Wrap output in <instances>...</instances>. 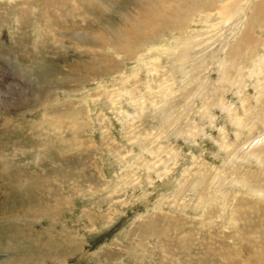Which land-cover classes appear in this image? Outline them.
Wrapping results in <instances>:
<instances>
[{"label":"rangeland","instance_id":"374dc122","mask_svg":"<svg viewBox=\"0 0 264 264\" xmlns=\"http://www.w3.org/2000/svg\"><path fill=\"white\" fill-rule=\"evenodd\" d=\"M22 1L0 0V77L9 79L0 87V103L7 97L31 101L26 110H0V264H41L46 255L40 244L22 239L14 229L21 226L28 239L34 232L33 240L45 230L53 232L47 217L32 219L23 213L27 207L22 201L28 197L21 189L38 197L35 186L42 189L43 180L55 193L62 186L65 196L70 195L56 224L61 233L65 223L63 238L53 234L51 240L41 239L54 243L51 254L65 260L45 256L52 261L47 264H114L107 257L118 252L124 264H264L251 257L264 254V11H258L263 0H179L190 11L189 16L181 14L184 24L190 20L187 26L165 30L127 55L118 51L119 58L114 50L111 54L107 39L119 28L121 13L133 14L141 4L152 9L155 0H92L101 15L94 9L90 15L76 10L74 0H64L62 9L55 6L60 0H25L36 15L19 24L12 12ZM46 23L59 36L45 33L41 26ZM81 37L104 50L78 48L73 39ZM94 54L100 60L95 71L105 55L116 62L113 73L101 80L95 75L89 82L81 79L83 84L72 81L69 64L87 62ZM74 74L81 78L79 71ZM99 85L105 90L101 96ZM35 96L42 100L36 102ZM65 102L74 105L72 112L83 103L88 111L77 116L76 110L73 120H54L59 132L50 118L40 124L53 104L62 110ZM157 148L163 151L154 155ZM51 161L61 172H55ZM65 168L75 169L68 182ZM104 178V188L89 185ZM207 179L211 183L202 187ZM46 187L44 204L51 201ZM199 200L207 204L193 207ZM152 213L180 215V232L165 239L133 236L129 242L126 233L133 223L146 222ZM156 223L162 228L166 220ZM74 232L83 248L67 256L66 240ZM162 242L165 251L158 247ZM144 247L148 254L141 255ZM234 249L243 255H233Z\"/></svg>","mask_w":264,"mask_h":264},{"label":"bare ground","instance_id":"6f19581e","mask_svg":"<svg viewBox=\"0 0 264 264\" xmlns=\"http://www.w3.org/2000/svg\"><path fill=\"white\" fill-rule=\"evenodd\" d=\"M13 1V0H12ZM44 1V0H43ZM49 1V0H48ZM47 1V2H48ZM63 1L64 0H60V1H57L56 3H55V1H54V3H55V6H60L61 7V9L63 8V7H65L62 3H63ZM66 1V0H65ZM77 0H74V2H75V7L77 8L76 10H81V11H84L86 14H88V15H90V11L92 10V9H94V12L96 11V12H99L100 13V15L102 14V9L101 8H99V11H98V8L97 9H95L94 7H95V5L93 6L92 4H91V2H92V0H84V4L82 5V4H80V3H77L76 2ZM137 1V0H136ZM140 1V0H139ZM145 1V0H144ZM147 1H149V0H147ZM151 1V0H150ZM208 1H211V0H208ZM138 2V1H137ZM171 2H173L172 4H170ZM179 2V0H155V2H151V4L153 5V6H155V7H153L152 9H146V7H143L144 5H140L139 7H137L136 8V12L135 13H133V14H130V13H127V12H122L121 13V17L119 18V22L117 23L118 24V26H119V28H117L116 30L117 31H115L114 33H112L111 35H108V39H107V37H106V39H107V41H109V44L112 46V48H111V54H113L112 53V51L115 53V55H116V57H118L119 58V54H117V53H119V52H123L122 54H128V53H130L131 51H133L134 49H136L137 48V46L139 47V45H142L144 42H147V41H151V40H153V39H155V38H157V37H161V36H163V32H165V30L167 31H172V30H180V29H182L181 28V25L183 26V24H184V22H185V19L186 18H184L183 19V16H181V14L183 15V13H186L188 16H189V14H190V11L185 7L184 8V5L183 4H181V3H178ZM263 3H264V0L262 1ZM27 3V1H25V0H23L20 4H14L13 5V8L15 9L14 10V12H12V11H10V12H12L13 13V15H15V18H13V19H16L17 21H18V23H19V21H21V22H28V20L29 21H31L29 18H30V15L31 14H35L36 15V13H34V12H31L30 11V8L29 7H27L25 4ZM59 3H61V4H59ZM146 3H148V2H146ZM145 3V5H147ZM183 3H185V2H183ZM206 3V2H205ZM212 3H214V2H212ZM12 4V3H11ZM41 4H43V2H41ZM50 4V6H51V3H49ZM48 4V5H49ZM59 4V5H58ZM91 4V6L90 7H87L88 5H90ZM19 5V6H18ZM54 5V4H53ZM73 5V4H72ZM206 5H208V3L206 4ZM211 5V4H210ZM11 7V6H10ZM152 7V6H151ZM48 8V7H47ZM70 8V7H69ZM139 8V9H138ZM33 9V8H32ZM161 9H165V11L164 12H162L161 11ZM259 10V12L260 11H264V4L262 5V7H261V9H260V7L258 8ZM68 10V9H67ZM66 10V11H67ZM74 10V9H73ZM75 10V11H76ZM32 11H34V10H32ZM74 11V12H75ZM9 12V13H10ZM70 12V11H69ZM68 12V13H69ZM71 12H73V11H71ZM70 12V13H71ZM77 12V11H76ZM200 12H202V10H200ZM12 15V16H13ZM34 15V17H36ZM65 15V14H64ZM67 15V14H66ZM49 16V15H48ZM59 16V15H58ZM14 17V16H13ZM90 17V16H89ZM165 19H164V18ZM4 18V17H3ZM38 18V17H37ZM43 18H45V17H43ZM97 18V17H96ZM100 18V17H99ZM190 18V17H189ZM32 19V18H31ZM191 19V18H190ZM1 20H3V19H1ZM15 20V21H16ZM51 20H54V19H51ZM180 20V21H179ZM54 21H58V20H54ZM105 21V20H104ZM3 22V21H2ZM117 22V21H116ZM188 22H190V20L187 18V21H186V23L184 24V26H187L188 25ZM30 23V22H29ZM32 23V22H31ZM106 23V22H105ZM111 23H113V22H111ZM17 24V23H16ZM20 24V23H19ZM39 24V23H38ZM40 24H42V23H40ZM47 24V23H46ZM109 24V23H108ZM116 24V25H117ZM23 25V24H22ZM26 25V24H25ZM109 25H111V24H109ZM20 26V25H19ZM105 26H106V24H105ZM148 26H150V29H148V31H145V27H148ZM41 27H43V29L45 30V33L46 32H48L47 34H49V33H52V35L53 36H57L59 33L56 31V30H54L53 28H51L50 26H49V24H47L46 25V27L45 26H41ZM40 27V28H41ZM104 27V26H103ZM110 27V26H109ZM107 28V27H106ZM111 28V27H110ZM103 29V28H102ZM147 29V28H146ZM161 29H163V30H161ZM108 30V29H107ZM113 30H115V29H113ZM112 30V31H113ZM160 30V31H159ZM38 31V30H37ZM59 31V30H58ZM162 33V34H159V33ZM12 33V32H11ZM37 33V32H36ZM61 33V32H60ZM104 34V33H103ZM109 34V33H108ZM59 36V35H58ZM87 36V35H86ZM66 37V36H65ZM105 37V36H104ZM57 38V37H56ZM68 38V37H67ZM88 38V37H87ZM87 38H74L73 39V44L75 45V46H77L78 48L79 47H86L87 48V50L89 51V50H92V52H95L96 51V49H101V50H104V48H103V46H100L99 44H96V42L95 43H93L92 41H90V39H87ZM70 39V41H71V38H69ZM101 39V38H100ZM106 39H103V41L104 40H106ZM99 40V39H98ZM100 41V40H99ZM102 41V42H103ZM102 42H101V44H102ZM66 43V42H65ZM104 43V42H103ZM145 44V43H144ZM104 45V44H103ZM106 46V45H105ZM107 47V46H106ZM144 47V46H143ZM148 47V46H147ZM147 47H145V48H147ZM33 48V47H32ZM110 48V47H109ZM106 50V49H105ZM100 51V50H99ZM119 51V52H118ZM102 55V54H101ZM175 55V54H174ZM42 56V55H41ZM98 56V55H97ZM95 54L94 55H92L91 57H92V59L90 58V60L89 61H87V62H83V63H80V64H69V69H70V73H69V75H70V77L72 78V81H74V82H77V83H81V84H83L82 83V80L81 79H85L86 81H88V79H89V77H91V79H92V77L95 75L96 76V78H97V80H101V77L105 74L106 76H110L111 74L110 73H113V71L115 70V65H116V62L115 61H113V59H111L109 56H105L104 55V58H103V64H102V66H100V68H98L97 67V71H95L96 70V66L94 65V63L95 62H100V60L98 59V57H97ZM129 56V55H128ZM167 56L168 57H170V56H172V54H170V55H168L167 54ZM172 57H175V56H172ZM171 57V58H172ZM180 57V56H179ZM117 58V59H118ZM136 59V58H135ZM155 59V58H154ZM177 59V58H176ZM31 60V59H30ZM153 60V59H152ZM155 60H157V59H155ZM155 60L153 61V62H155ZM91 61H92V63H91ZM137 61H139V60H137ZM152 62V61H151ZM96 63V64H97ZM117 66V65H116ZM1 67V66H0ZM165 70V69H164ZM80 72V73H82L81 74V78H78L77 76H76V74H74L75 72ZM91 71V73H89ZM164 73H166V72H164ZM73 74V75H72ZM44 76V75H43ZM80 76V75H79ZM21 77H23V76H21ZM49 77H50V75H49ZM99 77V78H98ZM10 78V77H9ZM13 79V77H11V80ZM15 79V78H14ZM8 78L7 77H5V76H1L0 77V87H3L7 82H8ZM93 80V79H92ZM94 80H96V79H94ZM13 81H20V78H18V80L16 79V80H13ZM84 81V80H83ZM85 81V82H86ZM91 81V80H90ZM163 81H164V79H163ZM167 81V80H166ZM175 81V80H174ZM49 82V81H48ZM89 82V81H88ZM98 82V81H97ZM169 81H167V83H168ZM45 83V82H44ZM165 83V82H164ZM39 84V83H38ZM44 86V85H43ZM48 87H49V84L47 85ZM45 87V86H44ZM102 88V90H100L101 92V94L98 92V91H96V93L98 92V95L97 96H101V95H103L104 93H105V90H104V86H100L99 85V88ZM160 87H162V85L160 86ZM172 88H173V84H172ZM171 88V89H172ZM46 89V88H45ZM49 89V88H48ZM163 89L165 90H163V93L165 92L166 93V90H168V87L167 86H163ZM42 90V89H41ZM170 90V89H169ZM16 92V91H15ZM14 92V93H15ZM45 92V91H44ZM169 92V91H168ZM75 94H76V91L74 92ZM38 94L40 95V92H38ZM106 94H108V93H106ZM119 94V93H118ZM23 95V94H22ZM168 95V94H167ZM10 97V96H9ZM15 97V96H14ZM27 97V96H26ZM36 98H37V100H36V102L38 101V100H40L41 98H39L38 96H35ZM164 97V96H163ZM8 99V100H7ZM7 99L6 98H4V99H2L1 100V102H2V104L0 105V110H2V108H5V107H8V108H10L9 106H15V107H22L23 109H25L26 110V108L27 107H29L30 106V100L28 99V100H24L25 98H23V97H20V98H13V97H11V98H8L7 97ZM77 99V98H76ZM42 100V99H41ZM8 101H9V103H8ZM34 101V100H33ZM34 103V102H33ZM58 103V102H57ZM66 103V105L63 103L62 105H65V107H64V109H62V110H60V109H58L57 108V104L55 103V104H53L52 106H51V111L49 112V117L47 116V115H45L44 116V118H43V121H41L40 122V124H43L44 123V121L47 119V118H50L49 120L47 119V121L48 122H50V123H53V127L54 128H56L57 127V131L59 132L60 130H59V124H56V123H54V120H56V119H61L62 118V121H64V119H66V120H73L72 119V114L73 113H76V110H78V112H77V116L79 115V114H81V112L83 111V110H87L88 111V109H87V105L85 104V103H83L84 104V107L83 108H80L79 106L77 107V109H75V111H73L72 112V110H73V108H74V105L72 106L71 104H70V102H65ZM32 105H34V104H32ZM35 106V105H34ZM61 106V105H60ZM62 107V106H61ZM32 108V107H31ZM12 109H13V107H12ZM15 109V108H14ZM22 109V110H23ZM28 109V108H27ZM9 110V109H8ZM11 110V109H10ZM19 110V109H18ZM86 111V112H87ZM102 116V115H101ZM52 117H54V119H52ZM46 121V122H47ZM61 121V120H60ZM60 121H58V123L60 122ZM74 123H75V121H73V122H71V123H69V124H71L72 126L74 125ZM44 125V124H43ZM76 126V125H75ZM55 134V133H54ZM73 136V135H72ZM60 137V136H59ZM54 138V137H53ZM58 138V137H57ZM59 139H62V137L61 138H59ZM62 141H64V144L66 143V141H65V139L64 140H62ZM61 141V142H62ZM159 141V140H158ZM22 144V143H21ZM61 145H63V144H61ZM155 145V144H154ZM13 146V145H12ZM68 147V146H67ZM226 147V146H225ZM12 148V147H11ZM20 149V148H19ZM65 149V148H64ZM161 150L163 151V148H161ZM160 149H158L157 148V150L155 151V152H153V154L154 155H158V154H160V153H158V152H160L161 151ZM57 151H59V150H57ZM62 152V151H61ZM150 152V151H149ZM8 153V152H7ZM158 153V154H157ZM169 153H172L171 155L172 156H169V157H172V158H174L175 157V153H173V152H169ZM65 154V153H64ZM89 154V153H88ZM151 154H152V152H151ZM9 155V154H8ZM41 156V155H40ZM39 157V156H38ZM39 159V158H38ZM70 159V158H69ZM42 160V159H41ZM39 161V160H38ZM63 161H64V163L66 162V160H64L63 159ZM68 161V160H67ZM52 162V161H51ZM63 163V164H64ZM70 163V162H69ZM72 163V162H71ZM52 164L53 165H55L56 163H54V162H52ZM62 164V163H61ZM153 165H154V161L153 162H149L148 164H147V169L149 168V169H151L152 167H153ZM69 166V165H68ZM67 167V166H66ZM6 169H8L9 167H5ZM52 168V167H51ZM58 168L59 169H62V167H59V166H56L55 165V172H61V170H58ZM96 168V167H95ZM98 168V167H97ZM130 170V169H129ZM63 172H67V175H63L64 176V178H66V182H68L69 181V179L71 178V175H72V173H74L75 174V169H70V168H68V169H63L62 170ZM93 171V170H92ZM8 172H10V173H8ZM7 173H8V175H9V179H10V182L11 183H14V181H15V176H14V171H12L11 169H10V171H8ZM50 173V172H49ZM18 174V173H17ZM26 174V173H25ZM27 178H28V176L27 175H25ZM30 176V175H29ZM75 175H73V177L72 178H75L74 177ZM102 176V175H101ZM18 177V176H17ZM31 178V177H30ZM33 178V177H32ZM39 178V177H38ZM213 177L211 176L209 179L211 180ZM29 179V178H28ZM41 179V178H40ZM39 179V180H40ZM105 179L106 178H104V181H103V183H101V181H99V182H94V183H91V184H89L90 186L91 185H94V186H96V187H98V188H104L105 186H107L106 185V181H105ZM6 180H7V178H6ZM16 180H17V178H16ZM20 181H21V178L19 179ZM23 180H27V179H23ZM49 180V179H48ZM210 180H208L207 179V181H203L202 183L203 184H201L202 185V187H205V186H207L208 184H207V182L209 181L210 183H211V181ZM28 181V180H27ZM37 181V180H36ZM31 182V181H30ZM38 182V181H37ZM40 182H42V181H40ZM16 183V182H15ZM26 183V182H25ZM20 184V183H19ZM27 184V183H26ZM25 184V185H26ZM43 185H45V186H47L46 188H47V198L49 199V200H51V201H47V203L46 204H44V201H43V199H44V189H45V186L41 189V184L40 185H36L35 187H36V189L39 191V193H37V194H39V196L37 197V196H29L28 194H27V190H26V188L25 187H23V188H25V189H21L22 188V185H19L18 187H19V189H21V191H22V193H25L26 195H27V199H24L23 197H21V198H23L24 200L22 201V202H24L23 203V205H25L27 208L26 209H28V210H24V211H26V212H23L25 215H30L31 217H32V219H34V217H37V218H43V217H47V219H49V221H50V224H51V227H52V230H53V232L52 231H50V230H45V232L44 233H42V234H40V233H38L37 234V236L34 238V240H33V238H32V235H33V233L32 232H29V234H30V239H28L27 238V236H26V234H25V231L21 228V226H19V227H17V228H14L15 230H16V232L18 233V234H20L21 235V237H22V239H24V240H27V241H29V242H31V244H33V245H38V244H40V249L42 250V252H44V253H46V255L45 256H51V260L53 261V260H55V261H62V260H65V259H59V256L58 255H52L51 253L54 251V246H53V244H52V242L50 241L49 243L47 242V243H43L42 242V238H46V241L47 240H51V239H53L56 235H58V236H60V237H62L63 238V232L65 231V229L67 228L66 227V225H65V223H64V225H62V230H63V232L61 231V233L60 232H57V231H59L58 229L56 230V224H58L59 223V221H60V218H62V214H63V207L65 206V204H66V201L67 200H65L66 199V197H69L70 195H68L67 193V196H65V194H64V192H63V188H62V186H58L59 187V192L58 193H55L56 191H54V189H53V186L52 187H50V185H49V183L48 182H45V180H43ZM12 186V185H11ZM14 186V185H13ZM12 186V187H13ZM27 186V185H26ZM29 186V185H28ZM93 186V187H94ZM17 188V187H16ZM29 188V187H28ZM9 189V188H8ZM41 189V190H40ZM9 190H11V189H9ZM13 190V189H12ZM16 190V189H15ZM18 190V189H17ZM32 190L34 191V189L32 188ZM31 190V191H32ZM31 191H28V192H31ZM16 193V192H15ZM18 193V192H17ZM32 193V192H31ZM30 193V194H31ZM32 194H34V193H32ZM220 195V194H219ZM213 198V197H212ZM214 199H215V197H214ZM205 200H207V199H205ZM51 202H52V204H51ZM158 202H160V204H163L164 205V203L166 202V198H164V199H160ZM157 202V203H158ZM11 203V202H10ZM72 204V203H71ZM205 204H207V203H205ZM204 201H201V200H199L198 201V203H196L195 204V202L193 203V207H195V208H202L204 205ZM183 206V205H182ZM202 206V207H201ZM156 207H158V205L156 204ZM207 207V206H206ZM8 208V207H7ZM162 208V207H161ZM70 209V208H69ZM158 210V209H157ZM202 210V209H201ZM204 210V209H203ZM13 212V211H12ZM159 212V211H158ZM13 213H15V212H13ZM205 213V212H204ZM164 214V213H163ZM19 215V214H18ZM17 215V216H18ZM34 215V216H33ZM2 216V215H1ZM5 216V215H4ZM24 216V215H23ZM149 216V215H148ZM157 215L154 213H152L149 217H148V219L146 220V222H143L142 224H137V225H135L134 223H133V226L129 229V231L126 233V238H127V240L129 241V242H131L132 240H133V236H140V235H145V236H150V237H152L151 235H155V237H156V235H158V237H162V238H164L165 239V237H167L168 238V235H171V233H173V232H180V229L178 230V226H179V228H182V226H181V222H180V220L179 219H177V217H181L180 215L179 216H175V217H169V215H168V217H167V215L166 216H164V215H162V214H160L159 215V217L157 218L156 217ZM27 216H25V218H26ZM146 217H147V215H146ZM153 217H155V218H153ZM28 219V218H27ZM29 219H31V218H29ZM141 218H138L137 220L139 221ZM158 219H163V220H166V225L164 226V227H162V225H161V227L162 228H158L157 226V224H159V223H156V220H158ZM20 220V219H19ZM9 221V220H8ZM162 221V220H161ZM164 222V221H163ZM15 223H16V221H15ZM93 223H91L90 225H91V228H93L94 227V225H92ZM30 226V225H29ZM14 227V226H13ZM33 227V226H32ZM143 227H145L144 228V230H146V232H141L142 230H143ZM31 228V227H30ZM10 229V228H9ZM13 229V228H12ZM33 229V228H32ZM67 230V229H66ZM5 233V232H4ZM3 233V234H4ZM53 234H55V236H53ZM13 235V234H12ZM69 235V237H68V239L66 240V245H67V249H66V253H67V256H70L72 253H74V252H77V251H81V249L83 248V240L82 239H80V238H78V236L79 235H76L75 234V232H74V234H68ZM10 236V235H9ZM8 236V237H9ZM141 237V236H140ZM170 237V236H169ZM192 237V236H191ZM154 238V237H153ZM155 239V238H154ZM158 240H159V238H158ZM193 241H195V240H193ZM161 242V241H160ZM23 243V242H22ZM4 244V243H3ZM30 244V245H31ZM140 244V243H139ZM146 244V243H145ZM161 244V243H160ZM160 244H159V248L160 249H162V250H164L165 251V248H166V245L162 242V244H161V246H160ZM112 245V244H111ZM4 246V245H3ZM140 246V245H139ZM58 247V246H57ZM142 247V246H141ZM1 248H2V246H1ZM66 248V247H65ZM147 248V247H146ZM223 248V247H222ZM4 249V248H3ZM57 249V248H56ZM58 249H60L59 247H58ZM149 249V248H148ZM30 250V249H29ZM101 250V249H100ZM142 250H143V252H142V254L141 255H144V254H148V251H147V249H145V247L144 248H142ZM166 250H167V248H166ZM210 250V249H209ZM213 250V249H212ZM42 252H40V253H42ZM100 252V251H99ZM212 252V251H211ZM230 252L231 253H233V255H235V256H241V255H243L242 254V252L243 251H241V250H239L238 251V249H234V250H230ZM261 252V251H260ZM29 253V255H27L28 257H31V256H33V254L34 253H30V252H28ZM62 253V252H61ZM98 253V252H97ZM101 253V252H100ZM99 253V254H100ZM164 253V252H163ZM102 254V253H101ZM115 254V253H114ZM119 254V255H118ZM122 254V253H121ZM121 254H120V252H118V253H116L115 255H113V256H111L110 258H109V256L107 257L108 258V261L109 262H115L114 264H124L123 263V259H122V256H121ZM106 255V254H105ZM109 255V254H108ZM141 255H138L139 256V258L141 257ZM228 255V254H227ZM39 256V255H38ZM45 256H43V257H41L39 260H41L42 262H41V264H47V263H50V262H52L51 260L50 261H47V259L48 258H45ZM97 256V255H96ZM104 256V255H103ZM107 256V255H106ZM148 256H150V255H148ZM143 257V256H142ZM146 257V256H145ZM170 257V256H169ZM231 257V256H230ZM229 257V258H230ZM253 259H255L254 261H256L257 263L258 262H264V254H261V253H259V252H255L252 256H251ZM8 258H10V259H12V260H16V258L14 257V256H9ZM152 258V257H151ZM150 258V259H151ZM18 259H19V257H18ZM99 259H100V256H99ZM244 259H246L247 261H249V258H244ZM107 260V259H106ZM95 261H96V259H95ZM255 262V263H256ZM245 263L247 264V263H251L250 261L249 262H246L245 261ZM13 264H18V263H13ZM27 264H29V263H27ZM252 264V263H251Z\"/></svg>","mask_w":264,"mask_h":264}]
</instances>
